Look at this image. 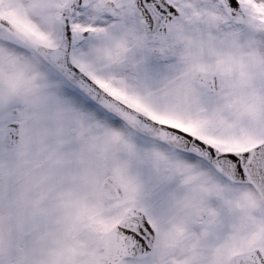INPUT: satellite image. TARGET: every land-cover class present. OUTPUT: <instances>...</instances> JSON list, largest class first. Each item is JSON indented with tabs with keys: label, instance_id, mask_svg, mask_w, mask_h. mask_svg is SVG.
<instances>
[{
	"label": "snow or ice",
	"instance_id": "6c2138e0",
	"mask_svg": "<svg viewBox=\"0 0 264 264\" xmlns=\"http://www.w3.org/2000/svg\"><path fill=\"white\" fill-rule=\"evenodd\" d=\"M0 264H264V0H0Z\"/></svg>",
	"mask_w": 264,
	"mask_h": 264
}]
</instances>
